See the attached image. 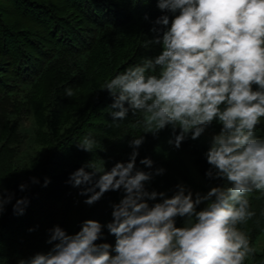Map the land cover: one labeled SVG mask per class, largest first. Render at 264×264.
Returning <instances> with one entry per match:
<instances>
[{"label": "clouds", "instance_id": "clouds-1", "mask_svg": "<svg viewBox=\"0 0 264 264\" xmlns=\"http://www.w3.org/2000/svg\"><path fill=\"white\" fill-rule=\"evenodd\" d=\"M155 2L161 15L152 21L147 44L158 53L102 85L112 97L113 121L140 113L143 134L128 141L126 160L110 168L104 160L88 161L68 179L88 206L120 193L111 220L86 219L73 233L56 224L47 230V251L18 264H246L255 257L250 235L239 226L256 215L250 194L264 195V137L256 135L264 120V0ZM214 124L219 131L203 153L205 176L220 183L206 192L183 182L167 191L150 189L166 169L139 158L146 136L170 129L167 143L180 149ZM76 147L93 153L96 141L86 136ZM49 183L45 178L44 186ZM28 187L18 186L21 192ZM29 203L0 184V217L8 205L23 215Z\"/></svg>", "mask_w": 264, "mask_h": 264}, {"label": "trees", "instance_id": "trees-1", "mask_svg": "<svg viewBox=\"0 0 264 264\" xmlns=\"http://www.w3.org/2000/svg\"><path fill=\"white\" fill-rule=\"evenodd\" d=\"M159 15L155 0H0V184L30 201L23 215L8 205L0 217V264H18L47 251V230L56 224L73 233L86 219L111 220V204L120 193H106L88 206L68 179L88 161H106L110 168L126 160L128 141L143 134L140 113L113 121L112 97L102 85L158 53L159 47L147 42ZM261 124L256 135L264 137V120ZM208 130L218 132L219 126ZM86 136L96 141L93 153L76 147ZM169 138L170 129L157 138L148 134L139 149V158L150 157L166 169L150 189L167 191L183 182L206 192L220 183L205 176L208 143L203 136L180 149L169 145ZM31 177L39 183L32 184ZM45 178L50 180L46 187ZM21 183L28 184L27 191L19 190ZM249 198L256 215L239 227L255 246L264 231V195ZM182 223L177 220V226ZM107 242L114 245L115 238L108 236ZM246 263L264 264V239Z\"/></svg>", "mask_w": 264, "mask_h": 264}, {"label": "rangeland", "instance_id": "rangeland-1", "mask_svg": "<svg viewBox=\"0 0 264 264\" xmlns=\"http://www.w3.org/2000/svg\"><path fill=\"white\" fill-rule=\"evenodd\" d=\"M23 125L26 126V128H29V122L28 121H25L23 122ZM28 132V130H26V133ZM213 131L211 130H207L205 132V134L203 135V137L205 138V141L208 143L211 139V136L213 135ZM264 239V231L262 233H260V235L257 237L256 241H255V247L256 249H259L261 244H262V241ZM247 264V263H246Z\"/></svg>", "mask_w": 264, "mask_h": 264}]
</instances>
